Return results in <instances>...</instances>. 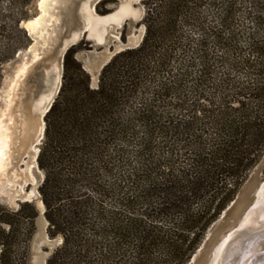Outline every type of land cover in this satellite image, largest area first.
I'll list each match as a JSON object with an SVG mask.
<instances>
[{
	"label": "trees",
	"instance_id": "obj_1",
	"mask_svg": "<svg viewBox=\"0 0 264 264\" xmlns=\"http://www.w3.org/2000/svg\"><path fill=\"white\" fill-rule=\"evenodd\" d=\"M147 4L141 45L117 54L97 89L74 49L65 56L39 156L49 235L63 239L48 264H188L264 154V0ZM182 28L196 38L185 44ZM159 74L193 91L145 96Z\"/></svg>",
	"mask_w": 264,
	"mask_h": 264
},
{
	"label": "rangeland",
	"instance_id": "obj_2",
	"mask_svg": "<svg viewBox=\"0 0 264 264\" xmlns=\"http://www.w3.org/2000/svg\"><path fill=\"white\" fill-rule=\"evenodd\" d=\"M57 1L59 2H53V7L49 9V16L47 15L48 18H46L49 22L40 26L36 32H31L25 24L40 15L39 0H0V127L4 119L3 115L8 116V110L11 111L9 116L14 119L11 129L13 145H10L5 139L2 143L4 136L0 128V156L5 149L6 154L11 153L13 158L12 166L7 172L4 173L0 168V221L5 222L0 226V230L4 232L3 234L0 233V242L7 246L12 264H18L21 256H25V264H31L34 256L39 257V264H48V260L63 241L60 236L51 238L49 235V223L46 218L47 209L40 192L46 177L45 171L41 169L39 164L45 133L42 143L36 148L31 147L33 134L38 129V117L31 112V110H35V106L32 107V92L37 89L36 80L41 79L43 68L49 70L57 65V62L53 61V47L58 39L66 33V25L71 24V21H67L64 10L67 5H70L71 0ZM147 1L105 0L97 4L96 14L100 17L112 15L126 4H130L133 11H138L139 17L136 20L125 18L120 25L110 27L109 33L105 37L107 42L102 46H95L92 41L82 39L69 49H74L72 59L89 76L91 89L98 88L100 74L104 69L97 70L96 75L92 73L88 66H91L96 58L101 57L105 59L104 63H109L117 54L136 49L141 45L146 33L144 18L148 9ZM207 6L201 10L202 17L211 21L212 9ZM207 21L206 23L211 25L212 21ZM182 29L181 31L188 39H184L185 44L196 38V29ZM110 51H112L111 54ZM179 54L178 56L182 57ZM50 62L52 65L48 66ZM178 63L176 61L173 64L174 70L179 69ZM62 64L60 76L63 83L64 62ZM39 66L40 70L34 72L33 69ZM171 72L170 76L176 75L175 71L172 70ZM184 80L185 78L176 84L177 82L171 77H163V74H159L148 82L143 94L148 96V93L159 91L158 89L161 88L162 84L177 85V91H193V80ZM12 99L14 104L9 107ZM139 103V101H134L133 105L137 106ZM7 120L4 122L7 123ZM94 173L96 172L86 171L88 177H97V173L92 175ZM263 181L264 154L259 163L251 170L234 200L248 187H252L250 192L252 195L254 189ZM87 182L80 189L77 185L75 190H83V192L86 188L91 190V185ZM34 214L36 217L33 221L27 222L25 217H34ZM210 228L201 245L209 235ZM221 238L222 235L217 237L214 244ZM2 248L3 246L0 244V255Z\"/></svg>",
	"mask_w": 264,
	"mask_h": 264
},
{
	"label": "water",
	"instance_id": "obj_3",
	"mask_svg": "<svg viewBox=\"0 0 264 264\" xmlns=\"http://www.w3.org/2000/svg\"><path fill=\"white\" fill-rule=\"evenodd\" d=\"M86 1L88 0H71L70 5L65 7V17L68 22L71 21V24L66 25V33L58 39V42H56L53 47V61L57 62V65L49 70L43 68L41 71V79L36 80L37 89L32 92L33 102L39 100L41 96L47 95L49 91H51L53 95L50 97V100L44 102L40 113H34V116L38 117V129L35 134H33L31 142L35 148L38 147L44 139L46 126L45 117L51 110L61 89L62 77L60 73L67 51L82 39L92 41L95 46H102L107 42L105 37L109 33L108 29L118 26L116 24H110L108 26L103 43H98L92 36H89L90 29L87 23L89 16L82 11ZM101 1L105 0L89 1V14H91L93 18L98 16L96 14V6ZM75 36H77V38H75ZM111 52L112 51H110V54ZM104 61L105 59L101 57L96 58L94 63L88 67L92 73L96 75L97 70H102L108 64V62L104 63ZM50 65H52L51 62L48 66ZM48 66L46 65V67ZM33 70L37 72L40 70V66L35 67ZM57 76H59V79H57ZM263 185L264 181L254 189L252 195H250L252 187H248V189L242 191L238 198H236L224 211L219 220L211 226L209 235L192 257L189 264H212L216 250L230 234H233V236L229 239L221 253L220 259H223L222 264H262L264 260V233L254 235V232L251 233L250 230L247 232L245 228L239 230L238 228L251 213L257 199V193ZM220 235H222V238L214 244V240ZM39 262V257L34 256L31 264H39Z\"/></svg>",
	"mask_w": 264,
	"mask_h": 264
},
{
	"label": "bare ground",
	"instance_id": "obj_4",
	"mask_svg": "<svg viewBox=\"0 0 264 264\" xmlns=\"http://www.w3.org/2000/svg\"><path fill=\"white\" fill-rule=\"evenodd\" d=\"M89 1L90 0H88L84 3L82 11L84 13H87L89 16V18L87 20L88 27L90 29L89 36H92L98 43H103L104 37L107 33V28L110 24L119 25L124 21L125 18H130V19L136 20L139 17L138 11H136V12L133 11L131 8V5L126 4V5L121 6L116 13H114L110 16H107V17L95 16L93 18L91 16V14H89V9H88ZM53 2L58 3L59 1H57V0H39L40 15L37 18H35L32 21H29L25 24L26 28L29 31L36 32V30L39 29L40 26L49 22L46 18H48L47 15L49 14V9H51L53 7V5H52ZM75 38H77V36H75ZM57 79H59V76H57ZM52 95H53V93H51V91H49L47 95L41 96L39 98V100H37L38 102H33L32 107L35 106V110L34 111L31 110L32 114L34 115V113H40L44 102L50 100V97ZM36 103H38V104L35 105ZM13 104H14V101L12 99L9 107H12ZM10 112L11 111L8 110V116L3 115L4 119L2 118L3 121H2L0 128H1L2 135L4 136V137H2V143H3V140L5 139L6 142H9L10 145L11 144L13 145V139H12L13 136L11 133V129H12V126L14 124V122H13L14 119L12 118V116L11 117L9 116ZM6 119H8L7 123L4 122V120H6ZM4 130H5V132H4ZM31 145H32L31 146L32 148H35L33 146V144H31ZM3 152L4 153H1V156H0V168H2V171L5 173L9 170L10 166H12L13 158H12L11 153L6 154L5 149ZM14 197H16V196H14ZM242 228H245V230H247V232H249V230L251 233L254 232V235H256L258 233H264V185L261 187V189L257 193V199H256V202L254 204V207L251 210V213L245 218V220L243 221L242 225L238 228V230L242 229ZM232 236H233V234H230L222 242V244L218 247V249L215 252L214 261L212 264H222L223 259L222 260L220 259L222 250L225 247V245L227 244V242L229 241V239H231ZM262 264H264V260H263Z\"/></svg>",
	"mask_w": 264,
	"mask_h": 264
}]
</instances>
